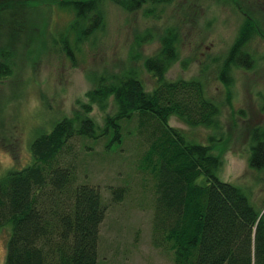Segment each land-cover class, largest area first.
<instances>
[{
    "label": "rangeland",
    "instance_id": "1",
    "mask_svg": "<svg viewBox=\"0 0 264 264\" xmlns=\"http://www.w3.org/2000/svg\"><path fill=\"white\" fill-rule=\"evenodd\" d=\"M36 1L0 0V5L13 4L7 18L0 13V50L9 51L13 64L12 74L0 76V177L32 164L36 137L73 117L80 101H89L87 93L95 85L89 73L136 66L153 88L146 60L160 50L161 41L156 38L141 47L138 38L151 29L158 35L170 29L181 55L168 77L201 78L207 94L224 110L221 127L189 125L178 115L170 117V125L211 145L222 160L221 177L245 189L264 214V170L251 162L252 131L264 127V0H170L164 8L151 0H104L102 27L82 44L77 65L57 43L74 24L75 12ZM245 13L260 28L248 46L255 59L251 69L228 64L246 29ZM112 110L96 105L92 115L103 126ZM141 121L136 114L124 122L123 143L77 137L73 153L63 156L75 161L81 183L100 187L108 206L99 264H176L175 252L155 239L157 179L145 164L157 121L148 118L145 127ZM119 187L127 188L123 200H116L114 189ZM11 236V224L0 227V264H6Z\"/></svg>",
    "mask_w": 264,
    "mask_h": 264
},
{
    "label": "trees",
    "instance_id": "2",
    "mask_svg": "<svg viewBox=\"0 0 264 264\" xmlns=\"http://www.w3.org/2000/svg\"><path fill=\"white\" fill-rule=\"evenodd\" d=\"M103 1L35 3H57L75 12L74 24L57 39L75 65L82 44L94 39L102 27ZM151 1L164 8L170 0ZM12 7V3L0 5L3 18ZM245 15L246 29L232 47L228 64L251 69L255 59L248 46L260 28L254 17ZM155 30L138 38L141 47L156 38L161 41L160 50L146 60L153 73V88L136 66L89 73L95 84L87 93L89 101H80L73 117L57 121L51 131L46 129L36 137L32 164L0 177V227L12 225L6 264L100 263L101 226L108 206L100 187L81 183L75 161L63 156L73 153L72 142L77 137H109V145L123 143L124 122L136 114L142 117V127L148 118L157 121L145 164L157 179L155 239L175 252L176 264H264L263 211L245 189L221 177L222 160L211 145L169 123L172 115H178L189 125L221 127L222 104L207 94L201 78L168 77L181 48L173 30L161 35ZM0 54L4 58L0 61L2 78L13 73V64L9 51L2 49ZM224 79L229 82L228 76ZM96 105L104 111L113 107L103 126L92 115ZM251 162L264 170L262 126L252 131ZM126 192V187L115 188L116 200H123Z\"/></svg>",
    "mask_w": 264,
    "mask_h": 264
},
{
    "label": "flooded vegetation",
    "instance_id": "3",
    "mask_svg": "<svg viewBox=\"0 0 264 264\" xmlns=\"http://www.w3.org/2000/svg\"><path fill=\"white\" fill-rule=\"evenodd\" d=\"M238 3V2H237ZM246 14V13H245ZM248 14V13H247ZM249 15V14H248Z\"/></svg>",
    "mask_w": 264,
    "mask_h": 264
}]
</instances>
